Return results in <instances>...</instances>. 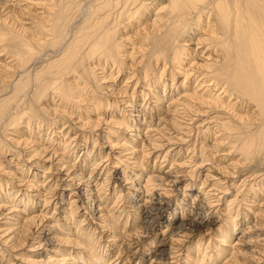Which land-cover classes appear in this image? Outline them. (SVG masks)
Here are the masks:
<instances>
[{
	"label": "bare ground",
	"instance_id": "6f19581e",
	"mask_svg": "<svg viewBox=\"0 0 264 264\" xmlns=\"http://www.w3.org/2000/svg\"><path fill=\"white\" fill-rule=\"evenodd\" d=\"M117 211L136 264H264V0H0V264H129Z\"/></svg>",
	"mask_w": 264,
	"mask_h": 264
},
{
	"label": "rangeland",
	"instance_id": "374dc122",
	"mask_svg": "<svg viewBox=\"0 0 264 264\" xmlns=\"http://www.w3.org/2000/svg\"><path fill=\"white\" fill-rule=\"evenodd\" d=\"M195 141V138L193 139V140H191L190 141V143H192V142H194ZM200 141V140H199ZM190 143H187V144H184L183 145V147L184 148H186L187 147V145H190ZM199 142H197V144H198ZM93 146V144L91 143V145H90V147H92ZM201 145H199V147H200ZM105 151H108V149H106V147L105 148H103ZM186 152V151H185ZM182 155H184L183 153H182ZM10 156V155H9ZM180 158V157H179ZM179 158H177L178 160H179ZM182 158V157H181ZM161 159V158H160ZM170 159V158H169ZM148 160V162H146L145 163V166H147L148 168L149 167H152L153 165H154V162H155V158H154V156H150V157H148V158H146V160L145 161H147ZM177 160V161H178ZM73 161H74V159H73ZM160 161H162V159L160 160ZM172 161L173 160H167L166 162H162V166H163V168H164V170L166 171L167 169H169V167H170V164L172 163ZM180 161V160H179ZM110 162V161H109ZM157 163V165L159 164V160L156 162ZM155 163V164H156ZM149 164V165H148ZM187 167L185 166L184 167V169H186ZM115 168H113V171H115L114 170ZM195 171H197V170H195ZM115 174H116V171H115ZM121 176H122V174H121ZM41 179H43V178H41ZM203 178H201V180H202ZM201 180H199V182H198V185L197 186H200L201 185ZM69 189L70 188H67V189H65L66 191H65V193L67 194V197H68V195L70 194V191H69ZM195 191V190H194ZM196 192V191H195ZM236 191H232V194H230L229 195V197L227 198V199H230V198H232V197H234L235 195H236ZM193 194H194V192H193ZM70 197V196H69ZM240 198H242L241 196H240ZM261 200H263V199H261ZM114 201H115V198H113L112 200H111V203H112V205H111V203L109 204V206L110 207H112L113 206V203H114ZM124 201H122V203H123ZM121 203V204H122ZM42 207H43V203H41V206H40V208L39 209H42ZM109 207V208H110ZM244 207H246V205L245 204H242V206L240 207V209L241 210H243V211H245L244 210ZM49 208H51V206L49 207ZM123 208V207H122ZM237 208H238V206L236 205H234L231 209L232 210H230L231 212L233 211V213H234V211L235 210H237ZM247 208V207H246ZM128 210V209H127ZM85 211V209L83 210V208H80L79 209V212L77 213V218H84L83 216H82V214H83V212ZM119 211H121V209L119 210ZM119 211H117L116 212V215L118 214V216H119V224H118V226H119V228H121V230H124V231H126V232H124V235H122L121 237H120V240H117V242H119V243H122V245H123V247H125V245L126 244H128L129 242L130 243H134L135 241H137V238H135L137 235H134V232H136V230H137V228H138V223H134V218L133 217H131L130 216V219H129V222H128V215H126V214H122L121 215V217H120V213H119ZM79 214V215H78ZM230 214V213H229ZM180 216V215H179ZM168 217H169V215L167 214V216L165 217V218H163V220L165 221V222H163V224H162V226L161 227H163V229L166 227V225H167V222H168ZM249 217V218H248ZM225 218V217H224ZM246 220H245V219ZM243 218V216L241 217V216H239L238 217V220H240L239 221V229L237 230V232H236V234H235V237H234V239L233 240H238L237 239V237H241V239H242V241L243 240H247L248 238H253V241L254 242H251V243H249V244H247V243H243V244H240L239 246L241 247V248H243L245 251H247L248 250V252H250L251 250H252V252H254L255 251V254H257L256 256H260V255H258V253H256L257 251L256 250H259V249H262L263 247H262V241H260L259 239H261V238H263L262 236L261 237H256V236H258V234L260 235V234H263V232L264 231H259V230H257V231H253V232H250V233H247V234H244V232H245V229H246V225L247 224H249V222L250 223H253L254 222V219H253V216H251L250 214H249V216H247V217H244ZM216 219H218L217 218V216L216 215H213L211 218H210V223H214L215 221H216ZM249 219V220H248ZM215 220V221H214ZM90 220L88 219V220H86L85 221V224H87L86 226H88V225H90ZM127 222H128V224H127ZM135 226H134V225ZM72 226H74V224L72 225ZM85 226V227H86ZM208 226V227H207ZM211 227V225L210 224H208V225H206L205 227H200V229H199V231H198V233H195V234H193V235H187V237L185 238V240L183 241V242H177L176 244L174 243L173 244V246H175V247H177L178 249H179V252H178V255H179V264H187L189 261H190V259H188V258H186V255H187V251L189 250V251H193V249H195V243L197 244V241L199 240V238L201 237V236H204L205 237V239H209L210 238V236H209V233H213L212 232V230H209V228ZM217 227H219L218 225H217ZM223 228L225 229V227L223 226ZM126 229V230H125ZM101 230L100 229H97V234H95V237L96 236H98V235H102V239H101V243L103 244V245H105V251H106V249H108L109 248V253L111 252V255L112 254H114V252H115V247H113L112 245L110 246L109 245V243H107L105 240H106V236L108 235V234H106V233H101L100 232ZM155 232H157V231H155ZM154 232V233H155ZM100 233V234H99ZM133 234V235H132ZM133 236V237H132ZM250 236H253V237H250ZM208 237V238H207ZM133 239V240H132ZM134 239H136V240H134ZM154 240V234L153 235H150V237L147 239V241L150 243V242H152ZM124 241V242H123ZM132 241H134V242H132ZM256 241V242H255ZM32 243V242H31ZM129 243V244H130ZM28 244H30V243H28ZM150 244H152V243H150ZM247 244V245H246ZM108 245L110 246V247H108ZM136 245H138V244H136ZM136 245H135V243H134V246H132V247H128L127 249L126 248H124L123 249V252H122V255L119 257V261H121L122 259H124L127 263H129V264H136L138 261H140L139 259H140V256L142 255V252H138L137 254H135L134 252L136 251V249H135V247H136ZM141 245V244H140ZM140 245H138V246H140ZM147 246H149V245H147ZM51 248V244H45V248ZM108 247V248H107ZM27 248H29V247H23V248H21V249H19V250H16L15 251V253L14 254H20V256H22V254L21 253H23L24 251H25V249H27ZM44 248V249H45ZM144 248V247H143ZM147 248V247H146ZM145 248V249H146ZM44 249H40L39 251L40 252H42V251H44ZM254 249H256V250H254ZM254 250V251H253ZM37 251V250H36ZM35 252V251H34ZM34 252H27V254H25V255H32V254H34ZM6 254V253H5ZM135 254V255H134ZM251 254V253H250ZM43 255H45V254H43ZM114 256V255H113ZM153 258H151V254L149 255H147V256H145V262H141L140 264H154L155 263V261L154 260H152ZM129 260V261H128ZM174 260H176V259H174ZM249 260V262L247 263V264H254L253 262H252V260H254V259H248ZM118 261V262H119ZM15 263V262H17V260L16 259H13V261H12V263Z\"/></svg>",
	"mask_w": 264,
	"mask_h": 264
}]
</instances>
